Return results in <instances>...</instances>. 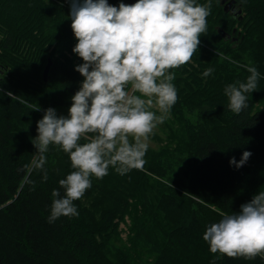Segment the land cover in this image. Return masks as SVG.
Masks as SVG:
<instances>
[{"label": "trees", "instance_id": "obj_1", "mask_svg": "<svg viewBox=\"0 0 264 264\" xmlns=\"http://www.w3.org/2000/svg\"><path fill=\"white\" fill-rule=\"evenodd\" d=\"M196 2L211 3L207 31L190 62L169 70L178 99L158 147L148 148L142 170L120 175L110 167L91 177L73 202L79 215L48 223L52 190L74 169L69 154L50 145L41 170L32 138L45 109L70 108L83 61L72 51L69 0H0V264H264L260 256L213 254L203 239L221 213L239 212L264 189V0H234L242 16L225 12L221 0ZM248 64L260 73L258 90L237 115L224 88L245 82ZM245 150L248 161L230 165ZM125 216L130 246L113 248L115 221Z\"/></svg>", "mask_w": 264, "mask_h": 264}, {"label": "clouds", "instance_id": "obj_2", "mask_svg": "<svg viewBox=\"0 0 264 264\" xmlns=\"http://www.w3.org/2000/svg\"><path fill=\"white\" fill-rule=\"evenodd\" d=\"M69 3L77 40L72 51L83 61L75 70L84 79L71 97L68 115H57L48 107L37 121L38 135L32 138L41 155L37 165L41 170L50 145L61 146L74 169L59 180V189L52 190L48 223L79 215L73 202L92 186L91 177L102 179L110 167L120 175L143 169L150 134L169 118L178 99L172 83L175 75L169 70L190 62L199 37L207 31L211 9V3L196 0H136L118 7L108 0ZM241 66L250 73L246 81L224 88L228 108L237 115L249 107L247 94L258 90L260 78L254 65ZM213 71L208 68L203 76ZM81 139L86 142L81 144ZM251 155L245 150L239 161L232 157L229 163L242 167ZM220 215L203 233L210 251L230 258L264 259V189L241 204L239 212Z\"/></svg>", "mask_w": 264, "mask_h": 264}, {"label": "rangeland", "instance_id": "obj_3", "mask_svg": "<svg viewBox=\"0 0 264 264\" xmlns=\"http://www.w3.org/2000/svg\"><path fill=\"white\" fill-rule=\"evenodd\" d=\"M224 3L222 4V6ZM242 13V12H241ZM240 13V15H241ZM242 16V15H241ZM68 108L63 106L61 107V111H57V115H68ZM38 133L35 134L37 136ZM34 136V137H35ZM163 136L162 127L161 125H157V127L153 130V133L150 134L149 137V147H158V141L159 137ZM33 137V138H34ZM125 221V222H124ZM117 223L116 226V232L113 233V237L110 240V243L113 248H119V247H128L129 245V236L131 233V230L129 229L130 225V219L125 216L124 220H118L115 221ZM115 255V253H113Z\"/></svg>", "mask_w": 264, "mask_h": 264}, {"label": "water", "instance_id": "obj_4", "mask_svg": "<svg viewBox=\"0 0 264 264\" xmlns=\"http://www.w3.org/2000/svg\"><path fill=\"white\" fill-rule=\"evenodd\" d=\"M136 2V0L130 2L129 5L134 4ZM221 3H224L223 5V10L225 12H230V13H234V14H240L241 13V9L238 8V5L234 2V0H221ZM239 18H241V16H239ZM235 31V29H233V32ZM222 35H226L227 37H229V34H226L225 32H222ZM49 65L50 62H48L44 68V72H43V78L46 79L47 76V72L49 69Z\"/></svg>", "mask_w": 264, "mask_h": 264}]
</instances>
